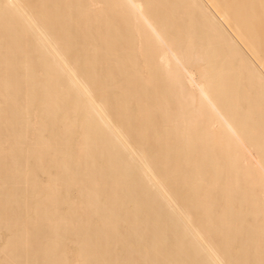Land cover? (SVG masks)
<instances>
[{
	"label": "bare ground",
	"instance_id": "1",
	"mask_svg": "<svg viewBox=\"0 0 264 264\" xmlns=\"http://www.w3.org/2000/svg\"><path fill=\"white\" fill-rule=\"evenodd\" d=\"M257 10L0 0V264H264Z\"/></svg>",
	"mask_w": 264,
	"mask_h": 264
},
{
	"label": "rangeland",
	"instance_id": "2",
	"mask_svg": "<svg viewBox=\"0 0 264 264\" xmlns=\"http://www.w3.org/2000/svg\"><path fill=\"white\" fill-rule=\"evenodd\" d=\"M258 10H260V9H258ZM258 10H257V12H258ZM258 13H259L258 15H260L259 17H264V16H261L262 15L261 11H259ZM263 14H264V12H263ZM263 19L264 18H260V19L258 18L257 19L256 25L254 27V30L255 31L262 32V33L264 32V20ZM259 37L263 39L264 38V35H259Z\"/></svg>",
	"mask_w": 264,
	"mask_h": 264
}]
</instances>
